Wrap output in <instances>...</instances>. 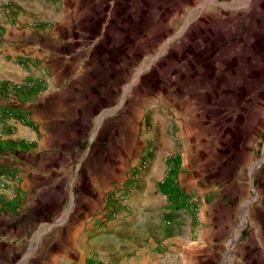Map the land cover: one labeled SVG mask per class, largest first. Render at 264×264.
<instances>
[{"label":"crops","instance_id":"1","mask_svg":"<svg viewBox=\"0 0 264 264\" xmlns=\"http://www.w3.org/2000/svg\"><path fill=\"white\" fill-rule=\"evenodd\" d=\"M84 1L0 0V83L22 86L0 92V177L8 180L0 194V264H231L220 244L247 207L233 183L244 168L236 140L211 136L203 123L172 154L156 113L150 133L138 117L126 118L133 137L122 132L116 142L111 47L103 44L98 71ZM148 139L147 168L108 218L107 196ZM169 156L179 161L184 194L199 197L195 220L186 200L172 210L156 190Z\"/></svg>","mask_w":264,"mask_h":264},{"label":"rangeland","instance_id":"2","mask_svg":"<svg viewBox=\"0 0 264 264\" xmlns=\"http://www.w3.org/2000/svg\"><path fill=\"white\" fill-rule=\"evenodd\" d=\"M81 12L98 66L103 44L111 47L116 142L122 132L133 137L127 119L138 117L150 133L156 113L172 154L203 123L211 136L236 140L244 168L233 183L247 207L232 218L233 237L220 249L231 264H264V0H87ZM151 140L132 150L128 170L154 151Z\"/></svg>","mask_w":264,"mask_h":264},{"label":"built area","instance_id":"3","mask_svg":"<svg viewBox=\"0 0 264 264\" xmlns=\"http://www.w3.org/2000/svg\"><path fill=\"white\" fill-rule=\"evenodd\" d=\"M26 89H33V84L27 81L23 85ZM20 84H10L5 85L0 83V92L10 90L17 92L21 89ZM11 113V110L6 111ZM5 112V113H6ZM150 150H147L142 154L140 159H138L128 170L127 177L121 182L118 189H115L107 196V214L108 218H114L116 214L121 210L124 202L127 199L128 191L137 186V175L139 171H143L147 168L149 162ZM175 156V155H174ZM174 156H169L166 159V165L164 174L161 179L157 182L156 190L162 194L168 202L169 209H177L178 203L183 200L187 201L186 210L191 219L195 220L198 213V203L199 199L197 197L186 196L179 184L180 175V164L177 158ZM8 185V180L5 177H0V194L6 189ZM186 204V202H185Z\"/></svg>","mask_w":264,"mask_h":264}]
</instances>
